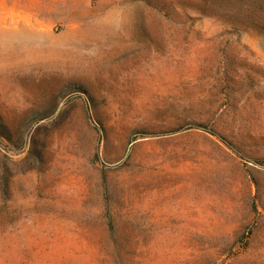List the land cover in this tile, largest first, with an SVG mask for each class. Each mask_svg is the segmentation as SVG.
<instances>
[{"label":"rangeland","instance_id":"rangeland-1","mask_svg":"<svg viewBox=\"0 0 264 264\" xmlns=\"http://www.w3.org/2000/svg\"><path fill=\"white\" fill-rule=\"evenodd\" d=\"M0 264H264V0H0Z\"/></svg>","mask_w":264,"mask_h":264}]
</instances>
